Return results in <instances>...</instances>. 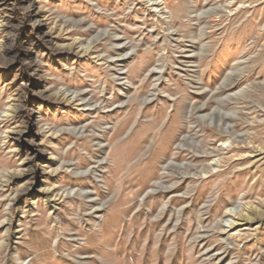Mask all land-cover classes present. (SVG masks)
Returning <instances> with one entry per match:
<instances>
[{"label":"rangeland","instance_id":"374dc122","mask_svg":"<svg viewBox=\"0 0 264 264\" xmlns=\"http://www.w3.org/2000/svg\"><path fill=\"white\" fill-rule=\"evenodd\" d=\"M0 264H264V0H0Z\"/></svg>","mask_w":264,"mask_h":264},{"label":"bare ground","instance_id":"6f19581e","mask_svg":"<svg viewBox=\"0 0 264 264\" xmlns=\"http://www.w3.org/2000/svg\"><path fill=\"white\" fill-rule=\"evenodd\" d=\"M85 50H86V48H85ZM66 97V96H65ZM72 100H73V98H72ZM223 148H228V144L226 143V144H222L221 145ZM235 214V215H234ZM236 215H240V214H238V213H236L235 212V210L234 209H231V210H228L227 212H226V216H230V217H233V216H236ZM233 223L232 222H229V226H231Z\"/></svg>","mask_w":264,"mask_h":264}]
</instances>
